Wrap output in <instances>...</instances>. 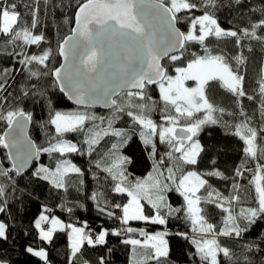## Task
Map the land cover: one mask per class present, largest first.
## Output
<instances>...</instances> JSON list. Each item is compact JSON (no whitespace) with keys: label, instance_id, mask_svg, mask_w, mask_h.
<instances>
[{"label":"snow or ice","instance_id":"obj_1","mask_svg":"<svg viewBox=\"0 0 264 264\" xmlns=\"http://www.w3.org/2000/svg\"><path fill=\"white\" fill-rule=\"evenodd\" d=\"M48 0H46V3ZM235 5L243 6L242 0H231ZM59 7V4H54ZM17 3H0V34L8 37V43L15 44L22 41L23 45H39L45 37L42 34H34L32 29L36 27L37 9L25 4L29 8L33 17L31 25L24 21L22 14L17 10ZM219 7L218 0H84L78 4L75 12V26L71 29V35L65 37L58 47L59 55L64 58V64L54 70H48V62L52 56L51 48L45 50L41 55H23L19 61L21 64L42 65L44 70L39 68L35 70L29 68V78L39 80L42 76L52 75L58 83L62 92L69 93V99H74L78 105H88L98 100H104L105 105L113 108L112 116L109 119V128L112 121L119 119L121 115H127L132 121L142 126L147 131L142 134L145 144L151 145L152 154H156V144L152 137L158 135L161 143L170 147L166 155L179 163L173 167L167 168L168 175L164 178L176 184L177 190L181 191L187 201L188 218L191 220L193 231L200 233L199 236L191 238V243L195 246V255L199 256L202 264H222L221 254L227 259L229 264H257L256 254L264 253V233L261 234L259 242L247 241L240 245L241 252L235 254L229 247L223 246L218 239L220 236L243 240L244 233L248 232L257 220H264V164L258 165V174L255 177V191L257 201L255 207L241 209L236 215L233 214L231 207H225V203L231 205L232 201H239L240 196L221 197L217 194V200H223L225 203L217 204L228 215L224 220V226L217 231L215 226L208 223L202 214L203 209L198 207L201 197L196 193L208 181L196 171L182 172L179 178L176 177L174 169L179 168V164L196 165L203 146L198 139H194L202 131L205 125H217L225 129H234L232 135L238 136L245 144L244 153L252 159H261L264 154V124L259 130L252 127L250 121L252 117L248 116L242 105L238 113L228 112L225 108L217 106L209 97L208 90L212 81H217L220 86L225 88L237 98L247 97L254 100L255 97L248 95L244 89V76L234 69L226 60L224 55H214L210 49L205 46L209 37H236L237 44L242 38H249L264 42V35H258V30H264V8L260 11L261 18L251 24L250 28L235 30H225L221 28L215 17V10ZM196 9H204L203 14L199 16L182 17L181 12H192ZM254 11V10H253ZM183 19H189L190 30L181 31L177 27ZM189 43H196L204 47V55L192 53V59L184 67H176V75H169L168 69L161 63L167 57L176 62L184 59V53ZM12 55V53H9ZM243 54L235 57L237 64L245 62ZM71 61V63H70ZM7 73L9 69L0 70ZM195 81V87H187L186 81ZM158 84L161 97L166 105H171L175 115H166L164 120L168 126H158L151 118L150 112L154 105L147 96L146 89L149 85ZM33 89L35 84L31 86ZM0 91H5L4 84H0ZM124 91L126 100L124 103H118L113 98ZM33 96L43 95L42 93L32 92ZM260 105L259 114L264 121V75L259 83ZM9 93L0 97V120L5 121L11 130L0 136V145L8 148L9 158L11 159V168L4 169L0 165V177H3L7 183L0 182V212H5L7 207L8 188L14 193L16 188L14 175H20L27 166L28 161L33 155L38 156L43 152H77L75 144L65 141H58L56 144L47 148H37L29 142L26 149L19 147L23 143L24 128L28 122H31V113H26L18 105L9 100ZM24 97L29 96V91L23 92ZM237 103L240 104L239 99ZM5 105L7 107H5ZM198 113L204 115L198 116ZM228 115L243 117L235 124L224 119ZM181 118L188 122L180 125ZM98 119L94 115H88L81 112L62 113L55 112L54 118L50 121L55 125V131L58 134L66 132L83 131L86 121ZM103 121L104 118H99ZM159 128V131H158ZM88 138L85 143L91 148L92 145L99 143L102 135H108V131H97L95 128L88 129ZM112 135L123 136L120 130H113ZM259 139V142H258ZM126 142V141H125ZM12 147H17L13 153ZM118 145L113 144L112 149L116 150ZM126 157H116L114 162L105 168V171L111 173L114 179L119 182L115 185L114 191L117 193H126L131 199L123 205L122 222L127 224L130 220L150 221L154 224H166L167 221L161 215L160 209L167 208L172 210L167 204L162 192L168 188L159 176H149L148 180L138 181L133 187L124 186L127 177L120 170V165L126 160ZM160 163H163L161 159ZM215 163V161H213ZM99 166V165H98ZM243 162L241 167L235 170L236 176H243ZM68 172L80 174L81 169L74 164L64 162L58 166L55 171L41 167L35 175L44 180L51 179L54 187L65 189L66 184L63 179ZM209 176H218L226 179L219 170L208 172ZM234 187H237L234 185ZM155 193V198H153ZM209 197L212 196L210 192ZM97 197L94 196L93 199ZM142 200H147L152 208L156 209L155 215H146ZM209 203L214 201L209 200ZM115 207L120 208L117 204ZM112 215V213H109ZM243 220V226H241ZM42 222L50 223L51 228L45 230ZM36 228L40 229L41 238L51 242L54 233L58 228L63 230L62 222L56 218H49L41 214L35 222ZM71 228V255L73 258L81 252L85 244L95 246L106 243L108 236L107 230H102L95 238L86 234L83 228L69 226ZM127 232H134L135 229L129 227ZM114 235H120V232H114ZM211 234V238H206ZM145 237L144 241L137 239L125 240L124 243L133 246H142L150 248L151 255L147 259L157 261V264L166 259L169 254L167 241L164 239L166 233L158 232L148 234L141 231ZM0 238L6 240L7 225L0 222ZM29 253L47 261V252L43 249L35 250L27 248ZM0 264H7L0 260ZM84 264H88L85 261ZM100 264H104L103 258ZM259 264H264V255L260 256Z\"/></svg>","mask_w":264,"mask_h":264},{"label":"trees","instance_id":"obj_2","mask_svg":"<svg viewBox=\"0 0 264 264\" xmlns=\"http://www.w3.org/2000/svg\"><path fill=\"white\" fill-rule=\"evenodd\" d=\"M3 2H12V0H0V3ZM14 2L17 3V10L21 12L23 20L29 25L33 17L30 9L25 8L24 5L28 4L37 9V23L32 31L34 34H42L45 40L39 45H23L22 41L11 44L8 43V37L0 34V70L9 69L6 74L0 71V84H4L5 88V91H0V97L11 93L9 100L26 113H31L30 136L37 148L43 149L58 141H65L75 144L78 151L65 153L41 151L30 171L21 176H13L17 190L13 193L9 186L6 210L0 212V222L7 225L8 235L6 240L0 238V260L6 261L7 264H84L85 261H88V264H100L103 258L104 264H157V261L147 259L151 255L150 248L133 246L124 241L137 239L143 242L145 237L141 235V231L148 234L163 231L162 233H166L169 254L160 264H202L199 256L195 255V246L191 243V238L199 234L193 231L191 220L185 213L182 195L169 181L165 179L162 181L168 185L162 195L172 210L179 209V211L160 209L161 215L167 221L166 224H154L141 220H130L127 224L122 222L123 205L129 202L130 197L126 193L114 191L119 181L114 179L111 173L105 171V168L110 166L116 157H126L127 159L120 165V170L127 177L124 182L126 187H133L138 181L148 180L149 176L154 173L155 167H160L159 173H161V169L170 165L171 160L166 155L168 152L166 146L159 142L157 135L152 137L156 144V154L153 155L151 145L145 144L142 137L147 130L134 123L130 117L121 115L119 119L112 121L111 128H109V119L113 110L77 108L61 94L52 75L42 76L39 80L29 78V68L33 70L39 68L43 71L42 65L33 63L29 66L19 63L23 55H17V53L41 55L51 48L52 56L48 62V70L57 68L61 62L58 56V46L70 34L78 4L84 0H48L47 3L46 0H14ZM196 2L200 3L201 0H196ZM54 4L60 6L54 7ZM218 4L215 17L221 28L238 32L241 29L250 28L252 23L257 22L262 15L260 10L264 8V0H242L243 6L235 5L231 0H218ZM203 11L204 9H196L192 12H181L179 15L191 18L202 15ZM178 26L184 32L189 31V19L181 20ZM257 34L264 35V30H258ZM236 41V37H209L205 46L214 55H224L229 64L244 76V89L255 99L237 98L221 87L217 81L210 83L208 95L217 106L225 108L228 112L238 113L242 105L248 116L252 117L251 126L259 130L264 124L259 114V83L264 75V42L249 38H242L239 44ZM205 46L189 43L182 61L173 62L168 58L165 59L163 65L168 69V74H174L176 67L186 66L193 58L192 53L204 55ZM241 53L246 59L243 64L238 65L235 57ZM33 84L36 85L34 89L31 87ZM157 87V85L147 87L146 93L151 98V104L154 105V112L150 114V118L159 124L160 119L165 115L161 113L164 103ZM24 91H29L28 97L23 96ZM33 91L43 95L33 96L31 94ZM238 99L240 104L237 103ZM71 110L95 113L98 119L85 122L83 131L66 132L63 136L57 135L50 122L55 112ZM99 117L104 118L103 121ZM224 119L235 124L239 119L244 118L225 115ZM7 126L5 121L0 120V136ZM93 128L101 132L108 131L109 134L102 135L99 143L90 148L85 141L88 138V129ZM113 130H120L124 135H112ZM233 131L234 129H225L220 124L205 125L197 136L204 149L198 158V163L196 165L179 164L177 169L178 177L182 172L196 171L208 181V184L196 195L201 197L202 214L208 223L215 226L217 231L224 226V220L228 215L217 206L219 203H225L222 199L217 200V194L221 197L237 194L240 196V200L232 201L231 205L225 203V207H231L234 215L238 214L241 209L257 206L255 177L258 174V165L264 164V154L261 159L246 156L243 151L244 142L238 136L232 135ZM261 136H264V133H261ZM113 144L118 145L116 150L112 149ZM162 158L165 164L160 163ZM172 160L176 161L174 158ZM64 162L74 164L81 169L80 174L68 172L63 177L66 191L63 188L54 187L51 179L44 180L35 175L41 167L55 171ZM242 162L243 176H236L235 170L241 167ZM0 165L4 169L11 168L2 145H0ZM216 170L222 172L226 179L207 175L208 172ZM259 174L264 175V173ZM0 182L7 183L3 177H0ZM261 183L264 184V181ZM210 192L211 197L208 195ZM94 196L97 198L93 199ZM153 198H155V193H153ZM209 200L214 202L209 203ZM117 204L121 207H115ZM144 207L146 215H155L154 211L157 210L152 208L146 200H144ZM45 209H49L51 216L56 215L63 220L67 228V230L56 231L51 242L42 239L40 229L35 226L41 214L45 215ZM167 210L169 212H166ZM243 223L241 220V226ZM69 226L83 228L86 234L93 232L95 235L102 230H107L106 243L95 246L85 244L81 252L73 258L68 242V233L71 230ZM129 227L135 231L127 232L126 229ZM117 231L120 235L113 234ZM262 233H264V220H257L256 224L244 233L243 240L224 236L218 239L223 246L229 247L239 255L242 250L240 245L253 240L259 242ZM29 247L35 250H46L47 261L29 253L27 251ZM262 255L264 253L256 254L257 264ZM220 258L222 264H229L222 254Z\"/></svg>","mask_w":264,"mask_h":264},{"label":"rangeland","instance_id":"obj_3","mask_svg":"<svg viewBox=\"0 0 264 264\" xmlns=\"http://www.w3.org/2000/svg\"><path fill=\"white\" fill-rule=\"evenodd\" d=\"M48 65H49V63H48ZM173 76L174 75H176V73L174 72V74H172ZM186 83V86L187 87H195L196 86V82L195 81H192V80H189V81H186L185 82ZM157 91H158V93H159V96L161 97V93H160V90H159V86L157 87ZM148 95V94H147ZM148 97H149V95H148ZM161 99H162V97H161ZM126 100V97L125 96H123L122 98H121V100H120V103L122 104V103H124V101ZM162 101H163V99H162ZM150 104H151V102L150 101H148ZM163 103H164V106H163V112L161 111V113L162 114H164L165 116L166 115H175V113H174V111H173V109H172V106L171 105H166L165 104V102L163 101ZM60 112H62V113H73V112H80V111H60ZM153 112H154V109L150 112V114L152 115L153 114ZM81 113H84V112H81ZM85 114H88V115H94L95 117H97L98 118V116H96L97 114H95V113H91V112H87V113H85ZM198 116H203L204 115V113H198L197 114ZM55 116V115H54ZM54 116H53V118H54ZM165 116H163L161 119H160V123L159 124H157L156 122V124L158 125V126H161V127H163V126H168V123L164 120V117ZM52 118V119H53ZM100 118V117H99ZM89 121H91V120H89ZM87 122V121H86ZM188 121L187 120H185L184 118H181V121H180V125H178V127H180L181 125H183V124H185V123H187ZM53 125V124H52ZM53 128H54V132L56 133V131H55V125H53ZM143 128V127H142ZM144 129V128H143ZM146 130V129H145ZM158 131H159V128H158ZM57 135H60V136H63L65 133H63V134H58V133H56ZM157 137H158V135H157ZM194 139H198L197 137H195ZM158 140H159V137H158ZM159 142H160V140H159ZM161 143V142H160ZM162 144H164V143H162ZM165 146H166V148H167V150L169 151L170 150V147L168 146V145H166V144H164ZM175 155H178V154H174V157H175ZM168 157V156H167ZM173 157V158H174ZM162 160H163V164H165V160H164V158H162ZM171 161H170V165H168L167 167H165L163 170L161 169V171H162V173H163V175L160 177L161 179V181H163L164 180V178L168 175V173H167V168L168 167H173L174 165H177V162L176 161H174V160H172V159H170ZM159 168L160 167H155V169H153V171H154V173L152 174V177H157V175H158V173H159ZM174 173H175V175L177 176V169H174ZM186 174V173H185ZM177 178H179L178 176H177ZM171 184H173L171 181H169ZM173 185H175V189L177 190V187H176V184H173ZM178 191V190H177ZM179 193H180V195H182L181 194V191H178ZM182 197H183V201H184V208H185V213L187 214V216H188V212H187V201L185 200V198H184V195H182ZM131 199V198H130ZM147 201V200H146ZM141 203L144 205V200H142L141 201ZM198 207H200V204L198 205ZM144 211H145V207H144ZM166 212H169V210H167ZM156 213V211H154V214ZM146 214V213H145ZM44 215V214H43ZM40 218V217H39ZM51 218H56V219H58V220H60L61 222H62V225L64 226L63 227V230L65 229V230H67V228H66V225H65V223L63 222V220H61L59 217H57L56 215H54V216H51L50 217V219ZM143 222H147V221H143ZM150 222V221H149ZM59 230H61L60 228H58L57 229V231H59ZM158 232H160V231H155V232H152V233H149V234H155V233H158ZM161 232H163V231H161ZM56 233V232H55ZM54 233V234H55ZM199 235H200V233H198ZM70 235L72 236V233L70 232ZM54 236V235H53ZM206 238H211V234H208L207 236H206ZM164 239L166 240V236H164ZM167 241V240H166ZM167 245H168V243H167ZM46 251V250H45Z\"/></svg>","mask_w":264,"mask_h":264},{"label":"water","instance_id":"obj_4","mask_svg":"<svg viewBox=\"0 0 264 264\" xmlns=\"http://www.w3.org/2000/svg\"><path fill=\"white\" fill-rule=\"evenodd\" d=\"M76 11H77V10H76ZM74 20H75V14H74ZM74 26H75V24L73 23V27H74ZM73 27H72V28H73ZM177 27H179V26L177 25ZM180 30H181V29H180ZM181 31H182V30H181ZM69 35H71V32H70ZM67 36H68V35H67ZM67 36H66V37H67ZM62 41H63V40H62ZM62 41L60 42V44L62 43ZM60 44H59V45H60ZM58 47H59V46H58ZM58 56L60 57V60H61L59 66H58V67H60L62 64H64V58H63L62 56L59 55V52H58ZM165 59H167V57H165V58L161 61L162 64H163V61H164ZM70 63H71V61H70ZM52 77H53V79H54V81H55V77H54V76H52ZM55 82H56V81H55ZM56 84H57V86H58V88H59V85H58L57 82H56ZM156 85H158V84L149 85L148 87H152V86H156ZM59 91L61 92V94L65 97V99H66L70 104H72L73 106H75V107H77V108H81V109H89V110H95V109H97V110H103V111H109V110H112V109H113V108H111V107L106 106L104 100H102V99H101V100H98V101H96V102H94V103H90V104H88V105H86V106H85V105H78V104L75 103V100H74V99H69V93H68V92H62V91L60 90V88H59ZM123 93H124V91H121V92H119V94H118L117 96H115V97H113V98L117 99V98H118L120 95H122ZM31 128H32V120H31V122H28V123L26 124L25 128H24V133H23V143L19 146V147L21 148V150L26 149V148L28 147L29 142H31V144H34L35 147H37L35 141H34V140L31 138V136H30ZM178 130H179V127H178ZM5 132H9V133H10V137H9V138H11V130H10L9 126L6 127L5 131L3 132V134H2L1 136H3ZM3 148H4V147H3ZM4 150L6 151V154H7V156H8L9 162H10V164H11V159L9 158V151H10V150H9L8 148H4ZM11 151H12L13 153H15V152L17 151V147H12ZM37 158H38V156L33 155V156L31 157V159L28 161L27 166L24 168L23 172H22L20 175H18V176H21V175L27 173L28 171H30L31 168H32V166H33V164H34V162L36 161Z\"/></svg>","mask_w":264,"mask_h":264},{"label":"built area","instance_id":"obj_5","mask_svg":"<svg viewBox=\"0 0 264 264\" xmlns=\"http://www.w3.org/2000/svg\"><path fill=\"white\" fill-rule=\"evenodd\" d=\"M44 213H45V215L48 216L49 218L51 217V213H50L49 209H45ZM42 227H43L45 230H47V229L51 228V225H50V223H43ZM90 235H92L94 238H95V236H96L95 233H93V232H91Z\"/></svg>","mask_w":264,"mask_h":264},{"label":"crops","instance_id":"obj_6","mask_svg":"<svg viewBox=\"0 0 264 264\" xmlns=\"http://www.w3.org/2000/svg\"><path fill=\"white\" fill-rule=\"evenodd\" d=\"M70 232H71V230L68 233V242H69V248L71 249V238H72V236L70 235ZM71 252H72V249H71Z\"/></svg>","mask_w":264,"mask_h":264},{"label":"flooded vegetation","instance_id":"obj_7","mask_svg":"<svg viewBox=\"0 0 264 264\" xmlns=\"http://www.w3.org/2000/svg\"><path fill=\"white\" fill-rule=\"evenodd\" d=\"M157 86H159V85H157ZM124 94H125V93H123L122 95H120V96L117 98L118 103H120V100H121V98L123 97ZM110 111H111V110H110Z\"/></svg>","mask_w":264,"mask_h":264}]
</instances>
